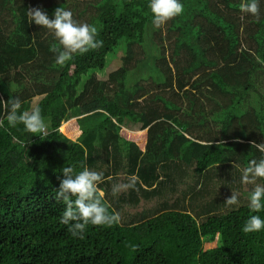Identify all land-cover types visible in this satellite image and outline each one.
<instances>
[{
	"label": "trees",
	"instance_id": "obj_1",
	"mask_svg": "<svg viewBox=\"0 0 264 264\" xmlns=\"http://www.w3.org/2000/svg\"><path fill=\"white\" fill-rule=\"evenodd\" d=\"M180 2L183 13L154 29L148 0H0V100L38 107L46 123L41 137L6 120L0 127V264H264V230L242 231L264 209L228 207L207 188L216 168L233 178L261 157L250 144L264 139V0L258 17L240 11L243 0ZM57 7L95 25L103 46L56 65L53 37L28 11L51 18ZM148 30L158 79L130 84ZM87 152L125 162L145 181L185 167L198 179L187 205L165 200L148 218L72 237L55 189L61 168L93 167Z\"/></svg>",
	"mask_w": 264,
	"mask_h": 264
},
{
	"label": "clouds",
	"instance_id": "obj_2",
	"mask_svg": "<svg viewBox=\"0 0 264 264\" xmlns=\"http://www.w3.org/2000/svg\"><path fill=\"white\" fill-rule=\"evenodd\" d=\"M259 0H243L240 11L253 17H258ZM147 8L154 29L160 28L170 19L183 13L184 8L180 0H148ZM31 24L46 29L53 37L50 51L54 53V63L63 66L76 55H82L103 46V41L97 39L98 31L95 25L78 23L73 19L71 10L57 7L49 15L34 8L28 11ZM259 61V58H257ZM264 63V61H259ZM0 110L6 115L0 119V127L4 120L10 127L23 126V131L33 136L41 137L46 131V123L37 107L31 111H21V101L11 98L0 100ZM251 147L261 154L259 159H251L241 170L240 183L254 185L247 196L248 208L252 213H259L264 209V139L257 143L251 142ZM62 179L55 189L54 200L64 205L59 216V223L67 226L72 237L83 239L88 226L111 227L119 223L120 215L104 200L105 192L99 187L104 182L101 172L82 166L79 171L72 166L61 168ZM139 178L133 174L127 178V183L113 185L111 195L116 196L123 189L134 188ZM229 206L238 204L237 194L225 200ZM264 230V219L259 215H250L243 225L245 234L257 233Z\"/></svg>",
	"mask_w": 264,
	"mask_h": 264
},
{
	"label": "rangeland",
	"instance_id": "obj_3",
	"mask_svg": "<svg viewBox=\"0 0 264 264\" xmlns=\"http://www.w3.org/2000/svg\"><path fill=\"white\" fill-rule=\"evenodd\" d=\"M155 31L156 30H148L146 33L144 42L145 59L144 62L130 73V84L139 80L148 81L158 79L154 70V62L160 55V49L155 45ZM109 69L114 70V67L111 65ZM138 129V126L128 127V130H135L136 132ZM59 131L64 132L63 129L61 130V127H59ZM87 153L88 157L93 160L91 164L93 167L90 169L103 174L104 182L101 184L103 185L102 189L105 192L104 197L116 212L119 213L120 221H124L126 218L139 214H146L145 218H148L153 215L152 211L156 212V209L160 207L165 200H167L165 202L172 203L174 201L177 202L178 197H180V199L184 197V204L186 203L187 205V194L190 191L191 185L198 179V174L192 171V167H185L181 173L172 178L161 171H156V177L153 179L147 178V181L140 179L138 176L139 173L138 175L134 173L139 178L135 187L131 189H123L119 191L116 196H113L111 195L113 185L125 184L127 183V178L131 176L128 174L125 162L118 164L117 162H114V159L112 161L110 158H103L102 154L96 156L94 153ZM120 153L122 155V150H120ZM241 170L242 169L237 170L238 174L237 171L235 173V170H231L233 174L237 175L234 177L230 176L233 178H225L223 176V168H216L214 171L210 172L211 177L207 178V188L210 189L212 193L216 192V195L218 194V196H222L221 199L225 197L227 199L231 193L237 194V205L240 206L246 204L248 201L247 196L254 185L240 183ZM147 182L148 184H146ZM199 187L200 186H197L195 190H199Z\"/></svg>",
	"mask_w": 264,
	"mask_h": 264
},
{
	"label": "bare ground",
	"instance_id": "obj_4",
	"mask_svg": "<svg viewBox=\"0 0 264 264\" xmlns=\"http://www.w3.org/2000/svg\"><path fill=\"white\" fill-rule=\"evenodd\" d=\"M221 52V51H220Z\"/></svg>",
	"mask_w": 264,
	"mask_h": 264
},
{
	"label": "crops",
	"instance_id": "obj_5",
	"mask_svg": "<svg viewBox=\"0 0 264 264\" xmlns=\"http://www.w3.org/2000/svg\"><path fill=\"white\" fill-rule=\"evenodd\" d=\"M134 131V130H133Z\"/></svg>",
	"mask_w": 264,
	"mask_h": 264
}]
</instances>
